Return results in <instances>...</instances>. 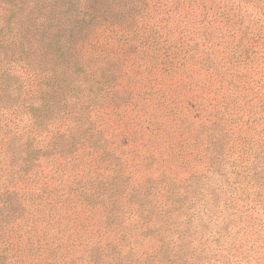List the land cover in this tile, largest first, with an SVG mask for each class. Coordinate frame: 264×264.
Masks as SVG:
<instances>
[{"label":"trees","instance_id":"trees-1","mask_svg":"<svg viewBox=\"0 0 264 264\" xmlns=\"http://www.w3.org/2000/svg\"><path fill=\"white\" fill-rule=\"evenodd\" d=\"M4 103L0 264H264V0H0Z\"/></svg>","mask_w":264,"mask_h":264},{"label":"rangeland","instance_id":"rangeland-1","mask_svg":"<svg viewBox=\"0 0 264 264\" xmlns=\"http://www.w3.org/2000/svg\"><path fill=\"white\" fill-rule=\"evenodd\" d=\"M20 104H21V102H20ZM10 104H7V103H4V104H2V105H0L1 107H0V111H3V113L6 115V116H2L1 118H2V123H5V122H7L9 119H12L13 118V116H11V115H9V113H7V111H27V109H22V107H19V108H16V106H9ZM24 105H27V104H25V103H23V106ZM29 105V104H28ZM5 106H8V108L6 109V108H4ZM7 123H9V122H7ZM24 123V122H23ZM11 125V127H12V124H10ZM27 129V128H26ZM25 129V130H26ZM10 131H17V135H20L21 133H22V129H19V130H15V129H13V128H11L10 129ZM27 135H28V133H25V138H27Z\"/></svg>","mask_w":264,"mask_h":264}]
</instances>
